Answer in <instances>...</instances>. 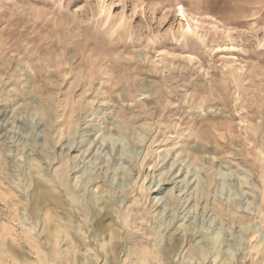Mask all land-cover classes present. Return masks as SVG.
<instances>
[{
	"label": "rangeland",
	"instance_id": "1",
	"mask_svg": "<svg viewBox=\"0 0 264 264\" xmlns=\"http://www.w3.org/2000/svg\"><path fill=\"white\" fill-rule=\"evenodd\" d=\"M0 264H264V0H0Z\"/></svg>",
	"mask_w": 264,
	"mask_h": 264
},
{
	"label": "bare ground",
	"instance_id": "2",
	"mask_svg": "<svg viewBox=\"0 0 264 264\" xmlns=\"http://www.w3.org/2000/svg\"><path fill=\"white\" fill-rule=\"evenodd\" d=\"M135 8H137V7H135ZM178 12H179V14L181 15V18H182V20H183V18L184 19H186V20H192L193 22H194V28L193 27H191L190 26V30L192 31V33H194L195 35H197V34H199L198 36L200 37V38H203V36L201 35V28H202V26H201V24H205L206 22H207V19L205 20V21H202L201 19H198L197 17H195L191 12L190 13H187L186 11H185V9L183 8V6L182 5H180L179 6V9H178ZM181 23H182V21H181ZM208 23V22H207ZM209 25H211L212 24V27H213V31L214 32H218L219 31V26L218 25H216V24H214L213 22H211V21H209V23H208ZM189 29H186L185 28V24L183 23V24H181L180 26H179V29H178V32H179V34L180 35H182V36H186L185 34H186V32L188 31ZM197 30H199L198 32H197ZM223 33L227 36V37H230L232 34H231V30L230 29H224L223 30ZM222 33V34H223ZM204 39V38H203ZM105 178H103L100 182H102V183H106L105 182ZM99 182V181H98ZM97 181H96V179H88V178H86V179H84L83 180V183H82V185H83V187L84 188H87L88 186L90 187V185H92V184H97L98 183ZM101 183V184H102ZM162 183H164L163 181L161 182V179H160V181L158 182V186H162ZM165 184V183H164ZM102 189H104L105 188V184H102L101 186H100ZM159 189L161 190L162 189V187H159ZM106 191V190H105ZM99 197V196H98ZM90 198V197H89ZM162 198V197H161ZM173 198V197H172ZM97 199V198H96ZM176 199V198H175ZM104 200V199H103ZM93 201H96V203H98V200H93ZM105 202V201H104ZM94 207V206H93ZM96 215V214H95ZM104 225H105V223L103 222V221H100L99 223H98V226H97V228L95 229V231L96 232H98V230H100L102 227H104ZM182 238H180V240L179 241H177V242H175V244L173 245V247L171 246V244H170V246L172 247V248H178V246H180V244H181V242H182ZM169 245H168V247H170ZM171 248V249H172Z\"/></svg>",
	"mask_w": 264,
	"mask_h": 264
}]
</instances>
